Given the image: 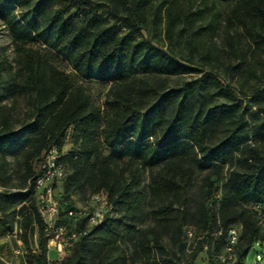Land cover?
<instances>
[{
	"label": "trees",
	"instance_id": "1",
	"mask_svg": "<svg viewBox=\"0 0 264 264\" xmlns=\"http://www.w3.org/2000/svg\"><path fill=\"white\" fill-rule=\"evenodd\" d=\"M4 1L0 0V19L12 36L18 66L14 69L7 55L0 53V187L18 190L16 194L0 191V227L3 233L11 231L13 213L21 215L26 264H48L51 233L45 230L33 178L51 147L62 153L69 172L54 225L77 233L60 264H177L172 247L182 244L185 222L205 233L204 241L213 245L221 264H227L218 250L227 229L238 228L235 261L246 264L250 250L264 238L260 235L264 218L253 209V205L264 209L260 151L264 114L251 113V142L234 155L223 148L241 126L231 117L232 104L208 106L200 100L209 88L237 99L234 90L222 86L209 72L180 86H168L170 77L192 72V62L135 34L147 28L151 8L154 24L162 13L165 16V34L170 37L186 13L178 10V0H104L113 22L98 12L104 4L91 0H65L61 7L48 9L32 21L25 15L19 18ZM232 1V14L244 13L255 22L254 30H261L264 0ZM116 22L126 31L119 32ZM33 41L40 45H27ZM51 51L82 78L110 83L103 106L71 81ZM18 96L30 108L22 118L15 112ZM228 121L235 124L230 134L212 140ZM28 122L34 135L20 168L13 171L7 150L17 139V124ZM70 127L75 147L63 152ZM196 170L203 172L199 200L175 211L176 203L186 204V185ZM146 174L148 182L143 187ZM218 189L217 208L212 211L207 204ZM73 190L104 192L117 213L93 225L85 217L69 216V211L80 210L67 203ZM146 202L156 207L151 210L152 222L145 225L141 221ZM32 225L39 237L36 252L28 245ZM193 257L178 264H193Z\"/></svg>",
	"mask_w": 264,
	"mask_h": 264
},
{
	"label": "rangeland",
	"instance_id": "2",
	"mask_svg": "<svg viewBox=\"0 0 264 264\" xmlns=\"http://www.w3.org/2000/svg\"><path fill=\"white\" fill-rule=\"evenodd\" d=\"M91 1L94 4H104L105 7L98 12L102 13L103 17L109 21H114L104 0ZM4 2L8 5L9 10L13 11L19 18L25 15L32 21L34 16L39 17L48 9L61 7L65 0H5ZM177 4L178 10L183 9L186 13L181 14V20L177 23L170 37L165 34V16L162 13V18L154 24L150 13L151 8L148 11L147 28L135 34V37L149 38L157 46L170 51L178 58L188 59L192 62L191 66L194 68L192 72L182 76L170 77L167 81L168 86H180L185 81L197 78L204 72H209L222 86L234 90L237 99H231L218 93V89L209 88L204 91L205 99L200 97V100L205 101L208 106L220 103L232 104L234 111L231 117L241 126L231 138L225 141L223 148L228 153L237 155V148L246 142H251L250 130L254 118L251 113L264 114V111L261 110V108H264V92L259 94L260 90H264V23H262L261 30H258V28L254 30L255 22L244 13L241 12L239 15L234 16L231 12L234 5L232 0H178ZM116 24L119 26V32L126 31L119 22H116ZM14 45L7 26L0 19V53L7 55L9 62L15 69L18 65ZM27 45L37 47L40 43L33 41L28 42ZM51 54L57 66L69 74L71 81L85 88L92 102L100 106L104 105L110 85L108 81L84 79L71 68L67 61L53 51H51ZM15 101V112L18 113V117L22 118L30 110L29 104L22 96H18ZM233 126L235 127V124L228 121L227 125L222 126L216 134V138L212 140L224 139L230 134V129ZM16 134L17 139L7 150V158L10 160L13 171L20 168L23 152L31 144L34 135L31 122L24 125L17 124ZM74 138V128L70 127L62 146L63 152L75 147ZM260 151L262 158H264V144H261ZM68 173V170H66V175L62 179L51 183L50 195H47L44 189H36L39 207H45L46 204L51 202H55L57 205L58 200L64 199ZM202 176L203 172L199 170L194 172L186 185V204L176 203L175 211L184 209L199 200ZM147 182L146 174L142 182L143 187L146 186ZM2 190L16 194L18 189H2L0 187V191ZM217 193L220 196L221 189H218ZM91 194V190H86L84 193L73 190L69 193V202L67 203L75 208H88ZM216 194L207 204V207L212 211L217 208L218 197ZM155 207L154 202L144 204L141 224L146 225L152 222L151 210ZM116 213V211L115 213L112 211V214ZM20 221L21 215L14 212L11 222L12 230L3 233L2 226L0 227V264H26L25 255L28 250L20 238ZM32 226L27 232L28 245L32 252H36L39 237L38 235L35 239L32 237ZM183 230L182 244L172 247L176 252L174 261L177 264L180 261L190 259L193 254H195L193 264H221L215 256L213 245L211 246L204 241L205 233L202 230L187 222L184 223ZM260 235H264V226L261 227ZM165 242H168L167 239H165ZM218 250L220 255H225L221 248ZM260 252H264V238L261 239V244L260 242L256 243L250 250L246 264H254L256 253ZM47 258L56 259V253L50 250Z\"/></svg>",
	"mask_w": 264,
	"mask_h": 264
},
{
	"label": "built area",
	"instance_id": "3",
	"mask_svg": "<svg viewBox=\"0 0 264 264\" xmlns=\"http://www.w3.org/2000/svg\"><path fill=\"white\" fill-rule=\"evenodd\" d=\"M61 154L62 153L56 147H51L46 150L43 160L38 165L37 172L34 175L33 183L36 189L46 190L47 195L51 194V183L55 180L62 179L66 175L65 165L61 161ZM89 202L90 205L88 208L78 211L71 210L69 211V216L76 217L77 215L79 217H85L86 223L89 225L99 223L106 216H112L110 212V203L104 192L91 194ZM253 209L259 216L264 218V209L259 205H253ZM40 213L46 224L45 230L51 233V237L47 244L48 251L53 250L56 253V259L51 260L47 258L48 264H56L57 262L59 264L60 261L68 255V248L71 245V241L76 238L77 233L64 225L55 227L54 224L57 216V205L55 202L46 204L45 207L41 206ZM74 225L75 224H72L73 227ZM188 233L190 232L188 231ZM239 235L240 233L235 232V228H231V225L228 227L225 243L222 247L225 255H219V258L223 262L227 264H236L234 246L238 241ZM254 264H264V252L256 253Z\"/></svg>",
	"mask_w": 264,
	"mask_h": 264
},
{
	"label": "crops",
	"instance_id": "4",
	"mask_svg": "<svg viewBox=\"0 0 264 264\" xmlns=\"http://www.w3.org/2000/svg\"><path fill=\"white\" fill-rule=\"evenodd\" d=\"M32 231H31V233H32V237L35 239L36 237H37V228H36V226H32ZM19 231H20V228H19ZM19 241V240H18ZM16 251H18V250H16ZM47 254H49V251H48V253ZM25 264V263H24Z\"/></svg>",
	"mask_w": 264,
	"mask_h": 264
},
{
	"label": "bare ground",
	"instance_id": "5",
	"mask_svg": "<svg viewBox=\"0 0 264 264\" xmlns=\"http://www.w3.org/2000/svg\"><path fill=\"white\" fill-rule=\"evenodd\" d=\"M65 172H66V168H65ZM110 212H111V214H112V206H111V205H110ZM232 228H235V232H238V233H239L238 228H236V227H232Z\"/></svg>",
	"mask_w": 264,
	"mask_h": 264
}]
</instances>
